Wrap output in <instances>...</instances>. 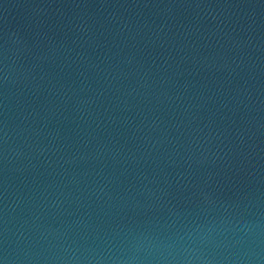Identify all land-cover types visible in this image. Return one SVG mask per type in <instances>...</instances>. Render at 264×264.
Here are the masks:
<instances>
[{
	"label": "water",
	"instance_id": "95a60500",
	"mask_svg": "<svg viewBox=\"0 0 264 264\" xmlns=\"http://www.w3.org/2000/svg\"><path fill=\"white\" fill-rule=\"evenodd\" d=\"M0 264H264V0H0Z\"/></svg>",
	"mask_w": 264,
	"mask_h": 264
}]
</instances>
